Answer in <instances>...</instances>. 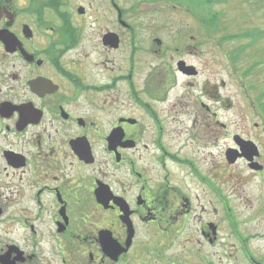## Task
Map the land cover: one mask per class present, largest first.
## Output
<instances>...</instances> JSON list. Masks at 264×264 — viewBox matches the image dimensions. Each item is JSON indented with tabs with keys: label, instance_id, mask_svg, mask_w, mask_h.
<instances>
[{
	"label": "flooded vegetation",
	"instance_id": "1",
	"mask_svg": "<svg viewBox=\"0 0 264 264\" xmlns=\"http://www.w3.org/2000/svg\"><path fill=\"white\" fill-rule=\"evenodd\" d=\"M127 13L116 0H0V264H192L198 245L232 236L236 264H264L240 243L264 239L263 204L245 227L239 181L192 158V98H165L183 59L172 69ZM229 147L225 162L248 166L228 163ZM192 178L213 215L195 231Z\"/></svg>",
	"mask_w": 264,
	"mask_h": 264
},
{
	"label": "rangeland",
	"instance_id": "2",
	"mask_svg": "<svg viewBox=\"0 0 264 264\" xmlns=\"http://www.w3.org/2000/svg\"><path fill=\"white\" fill-rule=\"evenodd\" d=\"M116 3L127 14L147 21L146 30L164 42L165 57L168 59L174 53V60L167 61L172 69L177 70L175 60L179 57L192 64L191 75L177 72L173 78L175 85L165 98H192V158L207 174L238 180L236 201L231 197L236 214L246 223L245 227L259 225L264 216L248 218L259 204L264 206V171L256 175L238 160L228 165L223 151L234 144V134L250 138L262 152L260 164L264 165V35L249 36L253 30L264 29V0L215 2L210 9L218 13V19L212 26L207 13L192 0ZM210 198L207 189L192 178V231L213 216L209 209L201 211ZM245 237L240 242L242 248L253 240V250L264 254V239L256 240L252 233ZM234 238L198 245L196 253H192V264H234L237 255L236 264L240 250L227 244L233 243Z\"/></svg>",
	"mask_w": 264,
	"mask_h": 264
},
{
	"label": "water",
	"instance_id": "3",
	"mask_svg": "<svg viewBox=\"0 0 264 264\" xmlns=\"http://www.w3.org/2000/svg\"><path fill=\"white\" fill-rule=\"evenodd\" d=\"M179 68L184 71V62L179 63ZM187 69H192L193 67H187L186 71L189 72ZM235 141L239 144L241 152H238L237 149L229 148L226 151V159L229 163H233L238 157L245 156L246 159L249 161V166L254 169H259L261 166L257 162H253V157L258 156V149L256 145L250 140H244L240 136H235Z\"/></svg>",
	"mask_w": 264,
	"mask_h": 264
},
{
	"label": "trees",
	"instance_id": "4",
	"mask_svg": "<svg viewBox=\"0 0 264 264\" xmlns=\"http://www.w3.org/2000/svg\"><path fill=\"white\" fill-rule=\"evenodd\" d=\"M192 1L194 2V4L200 5L202 7V9L207 13V15L209 16L211 26H212L217 22L218 13L212 11L210 8H211L213 3L221 2V1H225V0H192ZM253 32L254 33L249 34V36L254 35V37H259V36L264 35V29L263 30H261V29L253 30ZM231 37H233V36L231 35L228 38H231ZM259 98H260V96H259ZM262 108L264 109V103H263Z\"/></svg>",
	"mask_w": 264,
	"mask_h": 264
}]
</instances>
